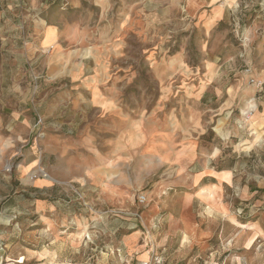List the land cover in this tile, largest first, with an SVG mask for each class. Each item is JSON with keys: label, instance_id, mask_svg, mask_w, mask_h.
<instances>
[{"label": "rangeland", "instance_id": "obj_1", "mask_svg": "<svg viewBox=\"0 0 264 264\" xmlns=\"http://www.w3.org/2000/svg\"><path fill=\"white\" fill-rule=\"evenodd\" d=\"M220 4L213 23L194 0H0V264H154L153 251L173 264L187 231L229 223L195 178L228 124L242 143L224 144L221 166L255 193L226 219L264 228V140L248 131L264 97V0ZM45 24L61 38L39 49ZM216 246L208 257L264 259V244Z\"/></svg>", "mask_w": 264, "mask_h": 264}, {"label": "crops", "instance_id": "obj_2", "mask_svg": "<svg viewBox=\"0 0 264 264\" xmlns=\"http://www.w3.org/2000/svg\"><path fill=\"white\" fill-rule=\"evenodd\" d=\"M197 1L200 2L202 7L211 9L213 23L223 19L225 6L220 4L222 0H194V3ZM60 38L61 33L58 28L45 24L41 30L39 49L57 45ZM258 99L257 110L252 113V127L248 130L253 146L256 145L255 137L264 140V97L259 96ZM211 131L215 134V137L222 141V145L209 148L208 153L205 154V158H202L201 171L198 172V175H195V178L201 183V201L208 205L207 208L211 211V214L229 223H221L216 226H200L198 229L187 231L184 235L186 239H182L181 242L180 240H176L175 249L177 248V250L174 251L171 262L173 264H193L197 259H203L206 263L210 261L213 264H264L263 258L258 259V257H255L252 259L244 255L231 256V254L225 255V253L218 256L212 254V257H208L206 252H204V250L211 247V243L214 241L216 242V247H218V241L222 244L227 242L234 251L246 253L245 255L255 249L256 246L264 244V228L259 225L257 220L252 219L240 222L235 220L232 222L230 219H226V217L233 213L232 209L234 211L240 209L234 207L233 200L236 206L242 205L245 207L246 204L240 201H247L255 193L253 190H249L243 183L240 184L238 182L235 166H221L223 164L222 155L224 146H226L224 144L231 142V147H235L236 143L240 144L242 138L237 137L240 136V131L234 127L229 128V124L223 125L220 133L214 129ZM245 134L244 132L243 135L245 136ZM237 138L238 141L236 140ZM232 151L235 154V149ZM29 166L30 164L23 167V169H26L24 172H29ZM51 181L52 179L49 180V182ZM33 184L35 190L38 191L48 187V182L45 179H37ZM225 189L233 190L232 202H228L225 199ZM207 192L210 193L209 197L206 195ZM38 203L40 207H47L48 205L42 200H39ZM218 249L214 250L217 252ZM195 250L198 251L197 254L192 255ZM228 250L232 249L229 247ZM155 256H157L156 259L159 261L157 264H160L162 258L157 251H153L152 253V257ZM143 258L144 254L137 256L138 260H143Z\"/></svg>", "mask_w": 264, "mask_h": 264}, {"label": "built area", "instance_id": "obj_3", "mask_svg": "<svg viewBox=\"0 0 264 264\" xmlns=\"http://www.w3.org/2000/svg\"><path fill=\"white\" fill-rule=\"evenodd\" d=\"M248 72H249V70H248ZM249 77H252V75L249 76ZM249 82H251L253 86L255 85L256 88H258V89H262V85H263V84H262L261 82H259V81L254 80V78H253V79L250 78V79H249ZM241 115H242V114H241ZM41 125H42V119H41L40 117H37V121L35 122L34 128H37V129H38ZM38 135H39V134H38ZM36 175H37V176H42L43 178L46 177V174L44 173V171H43L42 169H38L37 171H35V172L31 175V178H32V179L36 178ZM139 201H140L141 203H143V202L145 201V197H144V196H141V197L139 198ZM158 262H159V261L156 259V257H154V264H157Z\"/></svg>", "mask_w": 264, "mask_h": 264}]
</instances>
